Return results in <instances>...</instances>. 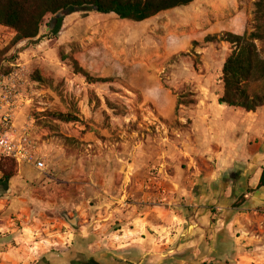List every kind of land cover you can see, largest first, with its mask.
Here are the masks:
<instances>
[{"label":"rangeland","instance_id":"rangeland-1","mask_svg":"<svg viewBox=\"0 0 264 264\" xmlns=\"http://www.w3.org/2000/svg\"><path fill=\"white\" fill-rule=\"evenodd\" d=\"M252 11L253 4L248 5L246 29L251 24ZM108 17L115 19L111 25L122 21H118L115 16ZM88 18L94 19V15L77 13L67 17L65 32L72 21H75L76 27L85 30L87 26L84 23H92ZM50 19L51 16H48L44 20L40 30L41 41L37 45L23 42L10 47L14 33L0 27V67L11 65L13 71L17 69L13 65H19L24 75L20 88L24 101L15 119L16 128L21 130L28 127L32 143L47 165L43 173L31 168L25 173L23 168L19 170L17 167V175L9 182L7 191L0 193V254L14 251L21 256L34 257L29 262H12L0 258V264H73L78 255L93 257L101 264H238L230 251L216 256L215 252L209 254L196 250L171 255L161 253L154 257V251L150 249L135 245L120 246L116 233L119 229L117 222L108 228L99 227L110 223L105 221L109 207H118L121 213L130 212L136 207V211L141 212L146 203L157 206L164 204L166 199V195L156 185L154 189H144L131 184L126 178L123 167L128 160H133L130 159V149L127 154L118 153L122 152L125 145L135 146L151 137L152 140L147 143L148 146L154 145V178L179 176L192 191L195 188L199 190L201 185L212 180L216 154L210 152L203 156L195 149L210 146L217 151L236 147L239 143L233 134L238 133V128L229 117L235 116L236 110L222 113L207 106L213 115L212 120L193 130L186 120L176 119L167 123L159 119L152 107L145 104L123 81L90 86L82 77L74 75L69 65L59 60V52L76 54L94 48L92 52L95 59L108 53L117 56L118 34L89 31L84 33L80 42L60 46L57 40L46 38V25ZM94 20L95 24L103 22L97 18ZM221 52V59L229 53L227 50ZM132 53V59H135V51ZM179 59L197 62L201 67L200 58L195 53L192 57ZM213 65L216 72L211 75V85L218 93L222 85L219 60ZM34 72H39L46 82L32 80ZM160 78L162 84L167 86L169 69L166 68ZM174 92L177 96L192 94L185 97L184 101L199 100L195 88L191 86ZM207 101L210 103V100ZM201 107L203 110L204 106ZM53 112L74 113L81 122L66 124L53 120L47 116ZM226 117L229 119L226 120ZM263 117L261 113L259 118H255L256 129L263 128ZM195 133H204L205 139L196 140ZM87 134L91 136L88 138ZM110 149L115 153H110ZM161 168L163 173L159 172ZM234 180L236 177L233 172H228L220 176L219 184L232 185ZM196 183L200 186H196ZM147 192L151 196L144 202L142 197ZM115 200H121L122 204H115ZM114 215L120 214L116 212ZM65 217L76 218L78 227L73 229ZM83 222L87 226L86 230L81 226ZM234 237L235 233L225 227L221 238L228 250L232 247ZM206 240L212 243V239ZM215 246L218 247V243ZM250 250L246 248L245 253ZM226 256L229 261L222 260Z\"/></svg>","mask_w":264,"mask_h":264},{"label":"crops","instance_id":"crops-1","mask_svg":"<svg viewBox=\"0 0 264 264\" xmlns=\"http://www.w3.org/2000/svg\"><path fill=\"white\" fill-rule=\"evenodd\" d=\"M255 1L195 0L187 7L160 13L140 23L118 19L120 23L114 25H111L112 21L115 23L112 17L91 13L94 19L103 22L95 24L94 19L88 18L92 23L86 21L84 24L87 28L82 30L75 26V21H72L65 32L64 21L57 41L60 46L80 42L84 33L89 31L98 34L106 32L118 34L119 45L115 49L118 52L117 56L108 53L102 58L95 59L92 48L86 52L76 53L74 57L91 75L119 78L133 90L138 91L143 102L152 107L159 119L170 123L176 119L185 121L188 116L195 130L196 126L212 120L213 115L208 111V107L222 113L234 110L218 106L217 100L222 93V85L218 88V93L211 85V75L216 72L213 63L218 59V68L221 71L228 54L221 59V51L230 52V47L226 43L209 44L204 40L208 36L224 32L243 35L249 18L246 13L247 7ZM193 42L199 44L194 48V53L199 56L201 62V67L197 65V71L193 61L183 59L171 61L180 53H188L193 48ZM133 50L136 53L135 59H132ZM166 68L169 69L168 88H165L160 78V74ZM185 86L194 87L199 100L194 109L184 108L177 114V96L173 91ZM207 100H210V103ZM201 105L204 106L203 110ZM235 112L237 113L235 116L229 117L238 128V133H234L233 137L240 144L239 148V144H236V147L217 151L210 146L195 149L203 156L210 152L216 154L212 180L201 185L199 190L195 188V191H192L179 176L165 178L163 175L154 178V145L148 146L147 143L152 140L151 137L135 146L125 145L121 149L122 152L118 153L127 154L130 149L132 155L130 159L133 160L131 162L128 160L123 167L126 178L131 184L144 189L151 187L154 189L156 185L166 195V199L162 205L146 203L141 212H137L136 207L130 212L122 213L118 207H109L106 213L108 218L105 221L110 223L99 227L108 228L117 222L119 229L116 233L121 242L120 246L135 245L141 249H150L154 251V257L161 253L171 255L196 250L209 254L215 252L216 256L218 253L230 251L238 264H264V188L257 189L264 169V117L260 118L262 129H256L254 122L261 113L264 114V108L256 113L241 110ZM229 117L225 119L228 120ZM194 135L196 140L205 139L204 133ZM90 136L91 134L86 135L88 138ZM110 153L115 152L110 149ZM22 168L25 173L30 169ZM159 172L163 173V169H159ZM228 172H233L236 180L232 185H220V176ZM111 179L113 180V177H110ZM8 185L0 181V193H5ZM197 185L200 186L199 183H196ZM237 195L238 198L244 196L246 199L242 211L232 209ZM148 196L151 194L145 193L142 200L147 202ZM114 203L122 204V201L115 200ZM116 212L120 215H114ZM100 214L101 212L98 215ZM81 226L86 230L84 222ZM225 227L235 233L230 250L221 238L225 233ZM207 238L212 239V243H209ZM217 243L218 247L215 246ZM246 248L251 249L249 253H245ZM0 258L12 262L24 260L29 262L33 261L34 257L21 256L13 251L0 254Z\"/></svg>","mask_w":264,"mask_h":264},{"label":"trees","instance_id":"trees-1","mask_svg":"<svg viewBox=\"0 0 264 264\" xmlns=\"http://www.w3.org/2000/svg\"><path fill=\"white\" fill-rule=\"evenodd\" d=\"M194 1L0 0V27L13 31L14 36L10 42V47H15L23 42H32L33 45H37L41 41L40 30L48 16H51V19L46 25L48 28L46 38L47 40H58L65 19L73 14L95 13L104 16H115L122 21L140 23L160 13L187 7ZM204 42L209 44L226 43L230 47V52L227 54L220 71L222 93L217 100L218 106L241 110L246 113H256L264 108V0H256L253 3L252 21L243 35L239 36L224 32L219 35L208 36ZM198 46V43L193 42V48L188 53H180L174 56L171 61L192 57L194 48ZM74 56L73 53L59 52L58 54L59 60L63 64L69 65L73 69L74 75L82 77L88 85L112 84L115 80L122 81L119 78H101L91 75ZM197 65V62H194L196 71L198 70ZM11 72V65L0 67V79L7 77ZM32 80L39 83L46 82V79L39 72L33 73ZM129 88L133 90L131 87ZM165 88L168 87L165 86ZM135 92L141 97L138 91ZM190 93L177 96L174 92V95L177 96V114L184 108L191 109L196 106L197 102L184 101ZM47 116L66 124L81 122L74 113L53 112ZM186 121L192 125V120L187 118ZM0 174L1 183L8 185L17 175L16 162L10 158H2L0 160ZM261 188H264V169H262L257 189ZM234 200L232 209L241 211L246 204V199L242 196ZM65 220L70 223L73 229L78 227L76 218L69 219L65 217ZM222 260L227 261L228 257L226 256ZM222 260L218 259L217 261L222 263ZM226 264L228 263L226 262Z\"/></svg>","mask_w":264,"mask_h":264},{"label":"built area","instance_id":"built-area-1","mask_svg":"<svg viewBox=\"0 0 264 264\" xmlns=\"http://www.w3.org/2000/svg\"><path fill=\"white\" fill-rule=\"evenodd\" d=\"M7 77L0 79V160L10 158L22 167L39 173L47 169L46 161L33 145L28 127L18 130L15 119L22 107L24 98L20 88L23 75L19 65Z\"/></svg>","mask_w":264,"mask_h":264},{"label":"flooded vegetation","instance_id":"flooded-vegetation-1","mask_svg":"<svg viewBox=\"0 0 264 264\" xmlns=\"http://www.w3.org/2000/svg\"><path fill=\"white\" fill-rule=\"evenodd\" d=\"M82 257H85V260H83ZM70 264H72V263H70ZM73 264H101V263L97 259H94L93 257L78 255V257H76V259H74Z\"/></svg>","mask_w":264,"mask_h":264},{"label":"water","instance_id":"water-1","mask_svg":"<svg viewBox=\"0 0 264 264\" xmlns=\"http://www.w3.org/2000/svg\"><path fill=\"white\" fill-rule=\"evenodd\" d=\"M83 260H85V257H82Z\"/></svg>","mask_w":264,"mask_h":264}]
</instances>
